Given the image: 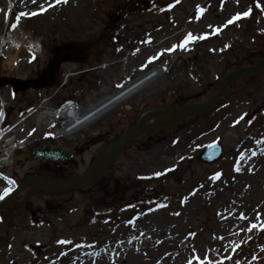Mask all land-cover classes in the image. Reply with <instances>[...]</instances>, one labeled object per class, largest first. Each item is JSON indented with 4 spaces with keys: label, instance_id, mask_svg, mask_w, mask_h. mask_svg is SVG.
<instances>
[{
    "label": "rangeland",
    "instance_id": "1",
    "mask_svg": "<svg viewBox=\"0 0 264 264\" xmlns=\"http://www.w3.org/2000/svg\"><path fill=\"white\" fill-rule=\"evenodd\" d=\"M10 36L21 42L0 49V77L38 78L53 50L75 42L84 55L60 75L137 68L141 75L165 66L148 84L159 110L187 95L194 98L186 103L204 104L230 73L264 60V0H0V42ZM30 40L42 53L33 55ZM125 49L136 57L116 62ZM106 84L75 95L82 111L105 97ZM44 95L28 92L23 111ZM161 134L140 158L121 159L88 190L68 193L58 212L47 211V196L37 192L1 210L0 264H264V163L241 168L264 153V71L231 84L215 110ZM215 143L223 158L199 162ZM90 159L86 152L70 173L84 175ZM30 165L6 169L21 181Z\"/></svg>",
    "mask_w": 264,
    "mask_h": 264
},
{
    "label": "flooded vegetation",
    "instance_id": "2",
    "mask_svg": "<svg viewBox=\"0 0 264 264\" xmlns=\"http://www.w3.org/2000/svg\"><path fill=\"white\" fill-rule=\"evenodd\" d=\"M143 48L146 47H142L141 49L143 50ZM130 50L125 49L124 56H117L118 59L116 62H120V60L125 56L127 59L130 58L128 56L135 57L136 51ZM82 53L83 51L80 54H77L72 50H70V52H58V50H53L50 53L49 60L53 59L55 62L60 61V59L68 62H71V60L81 61ZM118 53H120V51H118ZM110 65H112V63L104 65L102 69ZM61 67V65H56L54 70L56 73L55 76L40 77L45 85L43 88H30L26 91L16 92L12 85L0 84V87H6L5 90L8 89V93L12 95V99H14L12 102L7 101V115L12 118L13 124L16 128L22 129L25 127L27 131L26 135L28 139L24 145L25 150L22 152L20 162L22 166L25 163H30L31 165L29 167V172L25 174L24 178L32 176L47 178L50 180L76 178V176L79 175H75L73 172L70 173V171L79 166L80 163L77 159L83 160V156L86 155V152H90L91 159L88 165L90 168L96 162L101 153H103L109 146L117 142L118 139L129 134V131L135 130L139 127L150 128L153 126L155 124L154 116L160 111L157 106V90L148 86L153 79L148 80L147 83L141 86H137V88L129 90L132 86L137 84L142 77L153 71V68H148L147 71H144L141 75L139 74L138 68L126 69V73H123V70H115L93 73L86 71L82 74L60 75ZM99 73H102L103 77H99ZM38 78H28L25 80H35ZM104 82L107 83L106 86H109V91L105 94V97L102 100L87 107L84 112H90L101 105L104 107L101 111L97 112L94 117L84 122V124L74 125L73 132L65 133L64 130L66 127L64 125H62L61 128L59 126H54L52 129L45 128V131L33 132L31 123L33 119L36 118V111L40 109V103L44 99H47L45 106H51L53 104L52 101L60 96L61 93H68L69 97L66 96L63 101V104H65L67 102L77 100L75 96L77 93L82 94L85 89L87 91H91L90 89L94 90L96 88L95 86L99 87L104 84ZM143 86H148L149 88L144 94L139 93L140 88ZM28 92L34 95L45 93V95L39 100L38 104H34L30 106L27 111H23V107L21 105H24L25 101H23V98L26 97ZM118 94H121V97L116 99V101H112V99ZM182 105L183 104L178 103L168 109L171 110L172 108H178ZM161 130L150 129V131H146L139 137L131 140L129 145L118 152L117 157L111 161L108 165L109 169L114 165V163L119 162L121 159L126 161V159L129 158L131 161L135 158H140L138 152L141 148H151L160 144L163 139ZM46 146L51 148H65L68 152H71V157L64 161L32 159V154L36 149H42ZM135 147L137 148L136 151L133 150ZM132 152L135 153L131 154ZM70 165H73L72 169ZM101 177L103 178V175ZM111 182L112 180H104V185H109ZM120 184L121 180L117 185V188ZM116 192H120L119 188ZM37 193L42 196H47L45 202L56 201L59 202V205L61 204L63 208V203L67 204V201L70 200V198H67L66 195L71 192L55 194H48L45 192Z\"/></svg>",
    "mask_w": 264,
    "mask_h": 264
},
{
    "label": "water",
    "instance_id": "3",
    "mask_svg": "<svg viewBox=\"0 0 264 264\" xmlns=\"http://www.w3.org/2000/svg\"><path fill=\"white\" fill-rule=\"evenodd\" d=\"M75 48H79L78 45L74 42H70L67 44H64L59 47V51L62 52H69L71 49L74 50ZM63 62L62 59H60V63ZM55 66L56 62L51 61L49 67L47 70L43 72V75L40 77H49L55 75ZM264 71V60L259 62L256 66L253 67H246L243 69H238L234 73H231L228 75L225 80L223 81L222 85L223 87L216 95L217 97L204 104V105H193V106H182L180 109L171 110V111H162V113H172V117L167 119L165 122H161L160 125H157L155 128L161 129L162 127L166 126H172V124L178 123L180 121H183V119H187L190 117H193L194 115L198 114H204L205 112H209L215 109V106L217 102L222 98V95L224 94L225 90L231 84L232 82H235L236 80L245 77L246 75H256L257 73ZM152 76V75H151ZM148 78H145L142 80V82L147 81ZM0 83L4 84H11L15 87V91L18 90H27L30 87H44L45 85L42 82V78H39V80L35 81H25L21 79H14L12 77H6V78H0ZM193 97H184L183 100H188ZM89 115L88 117H90ZM140 129L132 131L127 135L126 137L118 140L113 146L108 148L101 157L97 160V162L93 165L92 169L87 172L86 175L78 177L76 179L71 180H65V181H57V180H48V179H41L38 177H30L25 179L23 184H27L29 182L33 183L36 188L40 191H45L49 193H55V192H65V190H76V189H84L88 186L92 185L94 182L98 180V177L100 176L102 172V168L99 167V161L113 158L115 154L118 153L120 149H122L124 146H126L129 141L139 134ZM225 151L221 144H213L206 148V150L203 151L202 155L198 158L199 162L205 163V164H216L217 161L221 160L223 157ZM68 156L67 152L61 148L58 147H44V149L39 150L37 149L32 157L35 159H66ZM13 203L11 201L4 202L0 204V211L4 209H9ZM49 206V203L47 204Z\"/></svg>",
    "mask_w": 264,
    "mask_h": 264
},
{
    "label": "bare ground",
    "instance_id": "4",
    "mask_svg": "<svg viewBox=\"0 0 264 264\" xmlns=\"http://www.w3.org/2000/svg\"><path fill=\"white\" fill-rule=\"evenodd\" d=\"M17 42L20 43L21 42V38L17 37L14 40L12 37H8V38L6 37V38H4V41H2L0 43V49H3L4 46H6L8 44H14L15 45V43H17ZM159 71H160V69L159 70L156 69L155 75L156 74H159ZM76 112H77V109L74 107L73 111H68V112L64 113L63 117L68 122H72L74 118H77ZM171 117H172V114L171 115H168V114H162V113L157 114V115L154 116L155 120L157 122H159L160 124H161V122H165L168 118H171ZM263 159H264V153H261L259 155H256L250 161V164L249 165H246V164L245 165H242L241 168L247 170V169H251L252 167H255V169L258 166L261 167V165L264 163V160Z\"/></svg>",
    "mask_w": 264,
    "mask_h": 264
},
{
    "label": "snow or ice",
    "instance_id": "5",
    "mask_svg": "<svg viewBox=\"0 0 264 264\" xmlns=\"http://www.w3.org/2000/svg\"><path fill=\"white\" fill-rule=\"evenodd\" d=\"M33 2H35V0H33ZM57 2L59 3L60 0H57ZM64 2H66V0H64ZM22 15H26V14H22ZM32 15H35V13H32ZM245 15H247V13H245ZM240 17L238 16L237 19H239ZM189 39H191V37H189ZM10 183H14V181H10ZM11 192V189H6L3 195H0V200H3L5 196H7L9 193ZM253 227H256V225H253ZM64 243V242H62Z\"/></svg>",
    "mask_w": 264,
    "mask_h": 264
}]
</instances>
